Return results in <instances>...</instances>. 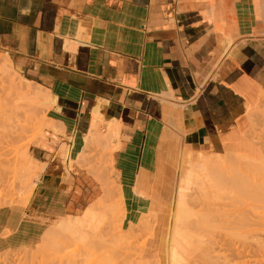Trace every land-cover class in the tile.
Masks as SVG:
<instances>
[{"label": "crops", "instance_id": "crops-1", "mask_svg": "<svg viewBox=\"0 0 264 264\" xmlns=\"http://www.w3.org/2000/svg\"><path fill=\"white\" fill-rule=\"evenodd\" d=\"M0 50L50 91L55 121L31 150L30 198L9 213L13 246L81 205L87 182L59 152L81 150L94 125L114 127L126 196L230 154L264 95V0H0Z\"/></svg>", "mask_w": 264, "mask_h": 264}, {"label": "rangeland", "instance_id": "rangeland-1", "mask_svg": "<svg viewBox=\"0 0 264 264\" xmlns=\"http://www.w3.org/2000/svg\"><path fill=\"white\" fill-rule=\"evenodd\" d=\"M0 61L5 63L4 65L8 69L10 68L9 73L11 72L10 75L17 80L15 81L16 85H23L22 82L27 79L33 83L30 82L31 84H29L26 80L23 83L32 85L31 87L35 88L39 93V98L29 101L25 107L26 109L22 110L24 115L19 116L16 111L0 106L2 107L0 108V135L11 136V139L15 138V146L18 149V162H20L18 165H21L19 167L22 168L17 173L8 175L9 181L7 184L0 185V214L4 218L6 216V219L0 223V264H16V261L17 264L18 262L22 264L23 261L24 264L29 261L28 264H32L36 259H38L36 262L41 263L42 261V264L43 262L44 264H51L53 261L52 264H58V261L62 260L63 262L65 260L67 264L72 261H77L78 263L76 262V264H84L86 260L83 261L82 258L84 257L83 259H85V253L88 249L84 244L103 248L106 240L112 241L114 248L112 245L109 246L114 251L116 249L119 251L120 248L126 246L129 249L136 247L141 251L153 248L156 251L153 254L155 260L150 258L146 261L168 264L169 261L166 259L169 260V254L167 250L171 246L170 238H172L176 228L182 234L186 233V236L189 233V235L193 234L192 238H197L196 241L195 239L191 241V236H188V238L190 237L188 239L190 243L194 244L195 241L194 246L192 243V247L189 245L192 249L196 248L203 260L210 264H223L224 262L227 264L228 248H232V243L234 246H240V241L243 244H247L246 247L248 250L250 249L251 258H257L256 260H260L258 259L260 256L264 258V224L258 225L259 221L254 223L255 218H252L253 221L248 223L246 229H244L245 227L232 229L234 226H230V228L227 226L230 224H225L226 222H224L226 220L228 223L231 217L245 209L242 203L261 206V209H259L261 213L259 214L257 213L258 209L254 210L252 208V210L256 212L257 216L262 214L264 203L259 202L262 200L259 196H264V133H261L264 132V95L261 93L256 112L254 113L255 118L252 119L250 126L242 135V142H238L230 154L215 157L205 155V157H199L189 165L178 164L173 175L165 176L167 181L164 185H156L159 187L164 186V189L141 190L138 185V187L135 186V188L146 194L143 195V199L148 203L147 206H138V203H136L134 208L127 205L128 199L133 200V190L135 188L128 191L126 196V192L121 189L119 184L120 175L113 168L114 160L111 155L115 147L112 146L111 142L116 138L113 133L114 127L109 132L108 128L110 125L108 126V136L99 130L98 138H88L82 149L77 153H75L74 149L71 150V153L67 151V155L61 153L63 161L66 160V156L69 154L70 169L82 172L87 182L84 186V199L81 201V205L76 206L75 210L56 222L46 224L38 238L27 242L15 240L13 246H10V239L14 236V232L8 229L9 213L13 211L17 216L19 209L24 208L30 198L33 182L38 177L37 172L42 171L40 164L34 160L31 150L33 147L40 145L45 131L54 129L55 121L53 120L54 107H52L51 103H47V100L50 99V91L22 72L15 65L10 55L3 50H0ZM249 145L255 150L258 157L246 155L244 147H249ZM63 147L62 149H64ZM69 149L68 147L67 150ZM184 175L188 176L189 184L183 181ZM179 188L184 189L183 199L180 198V200H183V213L185 214H178L177 210V200H179L177 199V191ZM257 196L259 197L258 203L255 199ZM134 199L138 198L135 196ZM240 199L243 201H240ZM262 202H264V198ZM92 203L94 204L95 213L93 221L89 224L90 228H87L86 232L88 237L90 235L99 237L102 244L93 245L90 244L92 242H89V245H87L88 239L83 244L82 242L78 243V241H76L77 243L65 242L63 239V237L65 238V233L57 228L60 221L79 220L77 217L82 215L89 205L93 206ZM1 205L3 206L1 207ZM206 219L207 221H205ZM148 224L149 229H153L148 231L153 235L146 231V228L144 230L145 225L148 227ZM239 230H241V233H239ZM123 236L125 237L122 238ZM89 238L91 239V236ZM219 240L225 244L222 246L223 242L219 243ZM129 244L130 246H128ZM141 246L142 249H140ZM165 247L168 248L166 249ZM136 248L130 250L131 253H134L137 250ZM137 253L139 251L134 254L136 255ZM201 256L197 258L200 262L196 259L199 264L203 262ZM13 257L16 261L13 260ZM86 257H88L87 253ZM32 258L33 260L36 259L31 262ZM230 259L228 262L233 261L231 264H234L235 258ZM36 262L35 264H38ZM63 262H60V264Z\"/></svg>", "mask_w": 264, "mask_h": 264}, {"label": "bare ground", "instance_id": "bare-ground-1", "mask_svg": "<svg viewBox=\"0 0 264 264\" xmlns=\"http://www.w3.org/2000/svg\"><path fill=\"white\" fill-rule=\"evenodd\" d=\"M260 5V4H259ZM5 63H1L0 61V106L4 107L5 109H8V110H14L16 111L19 116L20 115H24V111L22 110H25L26 106H27V103L32 100H35L37 98H39V93L36 91L35 88H32L30 85H26L24 84L23 81L22 84L23 85H16L15 81H17L16 79L13 78V76L10 75L9 73V70L10 68L8 69L6 65H4ZM7 64V63H6ZM10 65V64H9ZM8 65V67H9ZM27 83L31 84L30 82L26 81ZM42 97V96H41ZM44 97V96H43ZM46 99V97H45ZM47 103L50 104L52 103L50 101V99L47 100ZM28 106L30 107V105L28 104ZM0 107V108H2ZM28 110V109H27ZM26 110V111H27ZM26 116V115H25ZM23 117V116H22ZM96 121V120H95ZM95 121H94V124H95ZM49 124V123H47ZM44 127V126H43ZM91 127V126H90ZM263 127V126H262ZM92 131L88 134L87 137H84L83 138V144L86 143V140H88V138H94V139H97L98 138V131H97V128L96 126L94 125L91 129ZM111 130H113V126L110 125L109 128H108V131L110 132ZM264 130V129H263ZM261 132V130H260ZM261 133H264V132H261ZM262 135V134H261ZM264 135V134H263ZM96 136V137H95ZM10 137L11 139V136H8ZM7 136H3V135H0V185L2 184H7L8 181H9V177L8 175L10 174H15L17 173L18 171H20L22 168L21 165H18V149L16 148L15 146V138H12L11 140L8 139ZM83 137V136H82ZM257 137V136H256ZM255 137V138H256ZM258 137H259V134H258ZM74 138V137H73ZM264 138V137H263ZM258 141V139H257ZM256 142V141H255ZM262 142V141H261ZM256 144V143H255ZM261 144V143H259ZM264 144V143H263ZM262 146V145H260ZM64 149H62L59 153H63L64 155H67V149L68 147L65 146L63 147ZM263 148V147H262ZM264 149V148H263ZM264 153V152H263ZM71 164V163H70ZM20 166V167H19ZM25 169V168H24ZM40 170V169H39ZM38 170V171H39ZM37 171V170H36ZM40 172V171H39ZM37 172V173H39ZM247 173V172H246ZM37 175V174H35ZM242 177V176H241ZM183 181L186 183V184H189V178L188 176L186 177V175L183 176ZM263 184V183H262ZM263 186V185H262ZM183 188H179L178 191H177V210H178V214L181 213V214H185L183 213L184 211V203H183V196H184V192H183ZM263 191V190H262ZM133 194H134V197H133V200H132V203L133 204H136L138 203V206H147L148 203H146V200L143 199V195L145 194L144 192L138 190V189H135L133 190ZM183 194V196H182ZM146 195V194H145ZM136 196V198L138 199H134ZM263 196V195H262ZM261 195L259 196L260 199H262L261 201H259L260 203H264L262 202L263 201V198L264 196L262 197ZM238 197V196H237ZM259 197L257 196L255 199H256V202L259 200ZM180 198H182L180 200ZM240 198V197H239ZM239 198H237L239 200ZM243 199V198H242ZM242 199H240V201H243ZM250 200V199H249ZM258 203V202H257ZM93 204V203H92ZM244 205V208L242 211H240L239 213H237L234 217H229L230 221L227 223V221L225 220L224 222H226L225 224H230V225H227V226H234L232 227V229L234 228H244L246 229L248 227V223L250 221H253L252 218L255 220L253 221L254 223H258V225H263L264 224V207H263V210H262V214L260 215H256L254 212L255 209H258V214L261 213V210L259 212V209H261V206H257V205H252V204H248V203H242ZM264 205V204H263ZM3 205H1L2 207ZM124 207V206H123ZM149 207V206H148ZM259 207V208H257ZM135 208V207H134ZM252 208H254V210H252ZM124 209V208H122ZM251 209V210H250ZM127 210V209H126ZM257 211V210H256ZM186 212V211H185ZM94 213H95V208H94V204L93 206L89 205V207H87L83 214L80 215L79 217H77V219L79 220H75V221H66V220H61L60 223L58 224L57 228L62 230L64 233H65V238L63 237L64 241L65 242H71V243H75L76 241H78V243L83 242L85 243L86 240L88 239V244L89 245V242H92L90 244H93V245H96V244H102L101 241L99 240V237L97 236H91V239L88 237V234L86 232V229L90 228V223L93 221V216H94ZM182 216V215H181ZM205 218V217H204ZM226 219L228 220V218L226 217ZM257 220V222H256ZM207 221V219L205 220ZM263 222V223H261ZM202 223V222H201ZM224 224V225H225ZM247 224V225H246ZM206 225V223H205ZM252 225V224H251ZM257 226V225H256ZM86 227V228H85ZM230 227V228H231ZM262 227V226H261ZM145 228L147 229L146 231L150 230L152 231L151 229H149V224H148V227L147 225H145L144 227V230ZM151 228V227H150ZM198 228V227H197ZM196 228V229H197ZM225 228V226H224ZM195 229V228H194ZM226 229H228L226 227ZM259 229V228H258ZM264 229V228H263ZM199 230V229H198ZM229 230V229H228ZM191 231H194V230H191ZM241 233V230H239ZM149 232V231H148ZM147 232V233H148ZM205 232V231H204ZM264 232V231H263ZM150 233V232H149ZM191 233V232H190ZM254 233V232H252ZM152 234V233H150ZM148 234V235H150ZM186 234V233H185ZM185 234H182V232L180 230H178L176 228V230L173 232L172 234V238H170L171 240V246L170 248L167 250L168 251V254H169V260L166 259L167 261H169L168 264H197L198 262H196V259L199 258L201 255H199L198 253V250L196 248L192 249V245L190 243V237L188 238V236H191L192 238V235L193 234H190L187 233L188 236H186ZM153 235V234H152ZM246 235V233H245ZM251 235V234H250ZM126 236V235H125ZM125 236H123L122 238H124ZM197 236V235H196ZM194 237V236H193ZM198 237V236H197ZM248 237V236H247ZM200 238V237H198ZM221 238V236H220ZM62 239V241H63ZM195 239L192 238L191 241H193ZM197 239V238H196ZM195 239V241H196ZM222 239V238H221ZM223 239L225 240V238L223 237ZM91 240V241H90ZM200 240V239H199ZM240 240H242L240 238ZM247 240V239H246ZM63 241V242H64ZM195 241H194V244H195ZM219 243L221 242L220 240L218 241ZM223 242V241H222ZM221 242V243H222ZM226 242V241H225ZM77 243V242H76ZM239 243V242H238ZM62 244V243H61ZM66 244V243H65ZM167 244V243H166ZM191 247H190V245ZM193 244V243H192ZM193 244V246H194ZM218 244V243H217ZM225 243L223 242V244H221L222 246L224 245ZM227 244V243H226ZM230 244V243H229ZM242 244V245H241ZM245 244V245H244ZM241 243L240 241V246H234V244L232 243V248H228L229 250V253L227 255V258L229 260V258L231 259H234L235 258V262L234 264H264V258H262L261 256L258 258L260 260H256V259H253L251 258L252 256H250V252L248 250V248L246 247L247 244L246 243ZM109 245H112V247L114 246L112 241L111 240H106L104 241V247L103 248H98V247H93L92 245H89V246H86V243L84 244V246L88 249L86 250V253L88 255V257H86V253H85V259L82 258V260H86V262L84 264H157V263H153L152 261H146L148 259H154L155 260V256L153 254L156 253V251H154L153 248H149V249H146V250H139L138 248L136 247H132L137 250H135L134 253H136V251H139V253H137L136 255L134 253H131L130 250H132L133 248H128L127 246L124 247V248H120V250L118 251L116 249V251H114V247L113 248H110ZM144 245V244H143ZM220 245V244H219ZM249 245V244H248ZM130 246V244L128 245ZM168 246V244H167ZM226 246V245H225ZM230 246V245H229ZM228 246V247H229ZM144 247V246H143ZM235 247V248H233ZM90 248V249H89ZM140 248V247H139ZM166 248V247H165ZM168 248V247H167ZM166 248V249H167ZM250 248V247H249ZM142 249V246L141 248ZM130 251V252H129ZM141 251V252H140ZM166 251V252H167ZM116 252V253H115ZM255 252V251H254ZM17 253V251H16ZM21 253V252H20ZM197 253V254H196ZM259 253V252H258ZM15 254V253H14ZM22 254V253H21ZM35 254V253H34ZM8 255V254H7ZM252 255V254H251ZM256 255V253H255ZM9 256V255H8ZM18 256V255H16ZM22 256V255H21ZM20 256V257H21ZM26 256V255H25ZM24 256V257H25ZM32 256V255H31ZM35 256H38V255H35ZM259 256V255H258ZM9 257H12V256H9ZM19 257V258H20ZM254 257V256H253ZM3 258V257H2ZM7 258V257H6ZM34 258V257H33ZM32 258V261L33 260ZM41 258V257H40ZM43 258V256H42ZM202 260H203V257L201 256ZM220 258V257H219ZM223 258V257H221ZM255 258V257H254ZM10 259V258H9ZM31 259V257H30ZM44 259V258H43ZM75 260V258H73ZM89 259V260H88ZM92 259V260H91ZM230 259V260H231ZM11 260V259H10ZM9 260V262H10ZM13 260H14V257H13ZM24 260V258H23ZM38 259H36L34 261V263L32 264H35V262L37 261ZM40 260V259H39ZM42 260V259H41ZM91 260V261H90ZM199 260V259H197ZM201 260V261H202ZM221 260V259H220ZM226 260L227 264H231V262L233 261H229ZM237 260V261H236ZM16 261V260H14ZM13 261V262H14ZM22 261V260H21ZM20 261V262H21ZM27 261V259H26ZM44 261V260H43ZM205 261V263H204ZM2 262V260H1ZM6 262V260H5ZM30 262V261H29ZM28 262V263H29ZM49 262V260H48ZM54 262V261H53ZM52 262V263H53ZM60 264V262H63L62 261H58ZM77 261H72L70 262L69 264H76ZM200 262V260H199ZM221 262V261H220ZM27 263V264H28ZM38 263V262H36ZM51 263V264H52ZM78 263V262H77ZM167 263V262H166ZM203 264H210L208 263L206 260H203V262H201ZM200 263V264H201ZM222 263V262H221ZM3 264V263H2ZM16 264H17V261H16ZM18 264H20L18 262ZM24 264V261L23 263ZM26 264V262H25ZM38 264H42V261L41 263H38ZM44 264V262H43ZM46 264V263H45ZM48 264V263H47ZM50 264V263H49ZM62 264H67V262H64ZM199 264V263H198ZM214 264V263H212ZM225 264V262L223 263Z\"/></svg>", "mask_w": 264, "mask_h": 264}]
</instances>
